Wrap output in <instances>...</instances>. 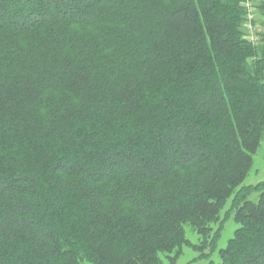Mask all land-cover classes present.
I'll use <instances>...</instances> for the list:
<instances>
[{
	"label": "trees",
	"instance_id": "16d2710c",
	"mask_svg": "<svg viewBox=\"0 0 264 264\" xmlns=\"http://www.w3.org/2000/svg\"><path fill=\"white\" fill-rule=\"evenodd\" d=\"M243 2L0 0V264H176L226 220L209 264H264Z\"/></svg>",
	"mask_w": 264,
	"mask_h": 264
},
{
	"label": "rangeland",
	"instance_id": "374dc122",
	"mask_svg": "<svg viewBox=\"0 0 264 264\" xmlns=\"http://www.w3.org/2000/svg\"><path fill=\"white\" fill-rule=\"evenodd\" d=\"M263 0H252L253 12L249 14L252 15L250 19H254L251 22V26L245 29L247 34L252 33V37L255 38L260 35L263 30L262 22H264V15H262L259 3ZM249 19V17H248ZM260 38V36H259ZM264 180V134L258 150L253 156V165L249 170L245 180L242 182L241 186L247 184H256L259 181ZM240 186V187H241ZM255 197V195L253 196ZM237 224L233 220H226L223 226V231L218 242L217 249L215 251H210L207 249L201 253V251L195 249L193 246L184 247L181 256L178 258L176 264H209L211 261L217 263L220 261L218 250L224 248L227 245L229 238L232 237L234 229ZM187 237L193 242H199V236L189 227H186ZM163 264H170L168 259H163Z\"/></svg>",
	"mask_w": 264,
	"mask_h": 264
},
{
	"label": "built area",
	"instance_id": "2783aa9c",
	"mask_svg": "<svg viewBox=\"0 0 264 264\" xmlns=\"http://www.w3.org/2000/svg\"><path fill=\"white\" fill-rule=\"evenodd\" d=\"M243 4H244V6L246 7V9L248 11V17H249V20L246 21V23H244V25L246 27H250L251 26V22H250L251 19L250 18L252 17V15L249 16V14H250V12L252 13L253 10H254L253 5H252V0H244Z\"/></svg>",
	"mask_w": 264,
	"mask_h": 264
}]
</instances>
